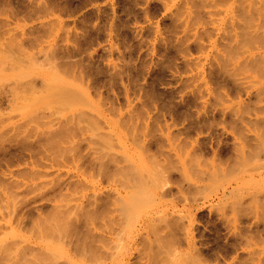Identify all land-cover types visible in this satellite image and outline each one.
<instances>
[{"label":"rangeland","instance_id":"374dc122","mask_svg":"<svg viewBox=\"0 0 264 264\" xmlns=\"http://www.w3.org/2000/svg\"><path fill=\"white\" fill-rule=\"evenodd\" d=\"M200 1H203L202 6ZM263 23L264 0H0V264H101L99 256L109 257L117 247L114 249L109 240L105 243L96 239L90 240L92 243L88 241L90 238L83 237L82 223L86 197L93 191L87 183L99 179L95 168L99 156L106 151L117 157L127 148L130 153L138 152L139 146L149 141L146 134L156 132L157 137L175 132L174 135H178L182 130L191 136L198 130L203 131L202 134L197 132L200 138L210 132V136L216 134L218 140L220 137L228 145L231 141L243 143L244 135L239 136L231 127L234 117L227 114L223 118L220 111L242 117L245 136L259 137L263 126L255 120L264 117V93L254 95L258 87L264 88V71L256 72L257 68L249 65V70L241 68L239 79L237 70L234 78L240 84L241 79L245 83L242 84L244 90L240 85L237 91L231 80L222 79L224 74L214 61L233 49L238 32L241 37L237 40L241 38L243 42L237 41L239 46L234 50L239 52L244 48L240 56L264 53ZM258 26H261L259 30ZM253 30L259 31L257 36L262 35L258 38ZM43 75L50 80L46 81L51 85H47L51 92L48 99L45 87L40 84ZM36 85L40 89H35ZM18 88L24 97L16 96ZM245 89H248L246 94ZM12 94L16 99L10 96ZM209 122L214 123V133L210 131ZM181 134L178 139L182 140ZM134 135L137 138H133ZM138 135L142 138L140 141ZM208 136L207 140L202 138L204 143L217 139V136H214L216 139ZM131 137L137 140L130 143ZM154 148L155 145H150L152 151ZM181 153L183 158L185 151ZM206 155L210 160L209 154ZM102 157L106 160V156ZM110 166L106 168L110 170ZM83 171L86 175L80 173ZM257 177H251L252 182L248 184L249 176H245L247 185L244 183L219 203L214 197L210 199L212 212L204 207L193 214L195 224L189 233L190 242L196 248L190 242L188 247L187 239L181 240L184 224L178 232L174 230L181 238L177 240L179 248L176 244L173 249L176 252L167 254L173 245L168 246L170 241L169 249L162 247L165 241L169 242L167 238L163 240L162 224L155 235L164 244L157 236L154 237L159 241L152 244V233L142 230L137 241L140 243V247L137 244L138 254H150L152 262L158 249L161 257H155L154 264L155 259L164 257L162 251H166L165 257L170 255L166 258L169 261L163 258L168 264L178 253L185 256L187 252V260L179 254L183 258L179 260L177 255L175 261L179 262L173 264H181L183 260L189 261L188 264H264V205L259 204L256 209L252 204L244 208L246 204H243L239 210L235 208L238 211L226 207L236 201V196L245 199L247 191L264 185V178L259 182ZM69 187L74 190L67 191ZM212 190L213 186H209L193 195L202 198ZM190 195L184 193L183 196L193 199ZM77 205L83 207L82 210ZM147 208L151 206L134 212L131 224L137 218L141 221L148 217L158 223L160 218L186 213L182 198L175 204L167 201L156 210ZM138 212L144 213L136 214ZM255 217L259 218V232L255 234L259 235L254 238L255 234L249 235L247 227H253L250 223ZM64 230L66 235H63ZM68 233L77 237L73 235L71 239ZM170 234L168 238L176 242V236L171 238ZM74 238L80 240L79 244ZM223 238L228 244L232 241L240 244L238 252L242 254L238 262L232 260L231 252L221 253ZM81 242L86 244L80 246ZM147 246L151 251L158 248L152 255ZM255 249L258 254L251 253ZM136 255L133 254L127 264H144V260H148L147 256ZM197 257L201 261L197 262ZM117 259L114 262L108 259L106 264H119ZM158 260L156 264H161Z\"/></svg>","mask_w":264,"mask_h":264},{"label":"bare ground","instance_id":"6f19581e","mask_svg":"<svg viewBox=\"0 0 264 264\" xmlns=\"http://www.w3.org/2000/svg\"><path fill=\"white\" fill-rule=\"evenodd\" d=\"M237 1H239V0H237ZM200 3H201V6H202L203 5V1H200ZM252 6L253 5H252V2H251V8H252ZM253 8H254V6H253ZM248 17L250 18V16H247V18ZM262 25H264V23ZM256 27H257V25H256ZM260 27L258 26V30H259ZM262 29H263L262 31H264V27ZM256 30H257V28H256ZM253 31H255V30H253ZM249 32H251V31H249ZM257 32H259V31H257ZM257 32L255 31V33L253 32V34H255V36H257L256 35ZM227 34L229 35L230 33L228 32ZM244 35L245 34H243V36ZM246 35H248V34L246 33ZM261 35L262 34H260L259 36H261ZM238 36L241 37V33L239 35V32H238ZM238 36L235 39L236 40L235 42L232 41L234 44H236L233 47V49H231V51L229 50V52H227V53L225 52V55L224 54H222V56L219 55L217 61H214V62H217L218 67H219V70L221 71V73L224 74V76H223L222 79H224V81L231 80V84L233 85V87L237 91L240 90L239 89L240 87L243 89V87H242L243 85L242 84L244 82L242 81V79L240 80L241 81V84H240V82L238 80H236L237 78H239V74H241V72H242V71H240V70H242L241 68L244 67L243 69H245L247 66L249 67V65H251L252 67L254 66V67L257 68L256 72L258 70H260L263 73V71H264V53H260V54H250V53L248 54V53H246L247 55L244 54L245 56H240V55H242V52L244 53V51H243L244 48L242 50V48H241L242 45H241L240 46L241 49H239V52L237 51L238 48L236 46H239L238 45L239 44L238 42H243V40L240 37H239L240 40L239 41L237 40L238 39ZM259 36H257V37L259 38ZM225 37H227V36H225ZM225 37H224V39H225ZM231 37H230V40H231ZM251 37H249V38L250 39H253ZM227 39H228V37H227ZM261 40L262 39H259L258 41H261ZM224 43H227L228 44V41H225ZM244 43H245V40H244ZM230 45L228 44L227 46H230ZM235 47L237 48L236 50H234ZM240 50H242V52ZM24 56H25V54H24ZM216 58H217V56H216ZM31 59H33V58H31ZM184 60H185V58H184ZM189 61H190V59H189ZM188 63H187V65H188ZM210 66H209V68H210ZM212 66H214V65H212ZM248 67H247V69H248ZM210 69H212V68H210ZM237 70H239L237 72L238 73L237 74L238 77L237 78H234V76H237V75H235L236 74L235 72ZM210 72L212 73V71H210ZM258 73H260V72H258ZM212 74L215 77V74L214 73H212ZM45 75L47 76V74H45ZM259 76H260V74H259ZM44 77L45 76L43 75V78L40 79V81L42 82L40 84H42L45 87L44 88L45 90L44 89H41V92L46 91V95H47V99H48L50 97L51 92L49 90L50 87L47 86V85H50V83H47V82L50 81V80L48 79V81H47V77H48L47 76V77H45V80L42 81V79H44ZM221 77L222 76H220V78ZM211 78H213V76H211ZM215 78L217 79L218 76H216ZM262 78H264V77H262ZM29 81H31V80H29ZM236 81L239 82V83H237ZM44 83L46 84V86L44 85ZM35 87H38V86L36 85ZM245 88H247V86ZM258 88L259 89H256L255 90V95L253 94L254 96H259L260 94L264 93V88H260V87H258ZM19 89L20 88H18V93H16V91H15L16 96H17V94H18V96L19 95H22L21 94V91H19ZM35 89H40V88L38 87V88H35ZM245 90H246L245 91V94H246V92H247L248 89H245ZM19 92H20V94H19ZM242 92H244V91H242ZM15 94H12L10 96H12L13 99H14L16 97ZM39 94H40V92H39ZM22 96L24 97V95H22ZM19 98H21V97H17V99H19ZM11 100H12V98H11ZM13 102H15V100ZM47 102H48V100H47ZM44 104H46V103L44 102ZM220 112L222 113L223 118L225 116H227V114L228 115L231 114V116L234 117L230 121V123L232 125L231 126L232 129H234L235 132L239 133L238 134L239 136H240L241 133H242L241 136L242 135H244V136L246 135V133L243 132L244 130H243L242 121H245V120H242L243 119L242 117H239L238 118L235 114L228 113V112H223V111H220ZM255 121H258L259 124L261 126H263L262 127L263 129L261 128V126H259L261 128V130H262L258 134L259 137H256V136L255 137H251V136L247 137L248 135L245 136V137L243 136V138H241V139L242 140L244 139V140H243V143H241V144L238 143V142H236V141H234V142L231 141L230 142L231 145H228L227 142H223V141H225L224 139H221L219 137V139L221 141L218 140V136L216 134L214 136L215 137L217 136V139L214 136L212 137V134L210 136L209 135L210 132H209V134H207V136L209 135L210 137L208 136V138H210V139L215 138L216 139V140H214L215 142H213V141L210 140V142L204 143V140L202 138L205 137V139H206L207 136L205 134V136L202 135L203 137L201 136V138H200L199 137L200 135H197V132L200 131V130H198L195 133H193V135L196 134L197 136L196 135L195 136L185 135L184 133H182V132H184L182 130V132H180V134L182 133L181 134L182 140L181 139H178L179 138L178 136L180 134L174 135L175 132L174 133L169 132L168 134H166V132H165V134H166L165 136L158 135L157 137L155 136V133L156 132L154 134L150 132L149 134H146V135H148V137H150V138H148L149 141L146 140L145 142H147V143L144 142L143 145L139 146L138 152L137 151H134V153H130L127 150L128 149L127 148V149H123L121 151L120 155H118V157H117L116 155H111L112 154L111 152H110V155H108V152L106 151L107 153L105 152V154H104L106 156V160L108 158L110 159L112 156H114L110 160L108 159V161H106V160L103 161L100 158L102 156L105 157L103 155V153H102L101 156H99V159L100 160H98V162H97L98 165L95 168L97 170L96 171L94 170L96 172L95 175L98 176L99 179L97 181H95V182L94 181H90V183H87L90 186V188L93 189V191H92V194L89 195L90 197H86L87 200L85 198V200L88 201V202H86L87 203V205H86L87 208L85 206L84 207L86 209L83 208V207H81L85 211V212L83 211L85 213V217L82 219L83 220L82 223L84 224V227L83 228H85V233L83 234L84 235L83 237H85L86 239H89L90 238L88 241H90V240L92 241V240H95L96 239L98 241L104 242L105 240H109L111 242V245H113V248L114 249L117 247L113 252L111 251V253L108 254L109 257L102 256L104 254H102L101 256L98 255L99 256V261H100V259L102 257L101 264H106V261L108 259L110 260V262H112V261L114 262V261H116L115 260L116 258L119 259V260L117 259L119 264H122V263L123 264H127L128 263V260L131 258V256L133 254H137L136 257L138 255H141V254H138L139 252L137 251V244H138L137 241L140 240L139 239V236H141L140 233L142 234V230H145L144 232L146 234H148V232L150 231L152 233V235L150 233H149V235H151V236L154 237V236H157V235H155V234H157L155 230H161L162 224L164 225V228H165V230H163L164 232L162 231L163 232L162 234L165 233L163 235V237H165V239H163V237H162V239L163 240H166V238H167V240L169 242L165 241V243H166V245H165L164 242H163V240H161L158 236H157V238L160 240V242H162V245L163 244L165 245V246L163 245L162 247L168 248L167 245L170 244V241H171V245H168V246L171 247L173 245V247H171L172 250H170V253L167 251V254H172L173 251L176 252L175 250H173L174 249V245L177 244L176 247L177 246H180V244H179V242H177V240H180L181 238H179L177 235L174 234V230H176L175 232H178V229H180L179 227L180 226H184V224H185L186 228H183V227H181V228L184 229L183 230V235L185 237H183L182 234H181V236L180 235L179 236L182 237L181 240H183L185 238L184 239V242L187 239L186 240V242H188L187 245H188V247H190L192 245V243L190 242V240H191L190 233L191 232L189 230H192V224L194 223L193 222V219L195 218V217H193V214L195 215L197 210L202 209L204 207H207L209 209V211L212 212L211 211L212 210L211 207L213 205V202H210L211 201L210 199H212L214 197V198L218 199L217 202L219 203V200H221V198H223L224 196H226L228 194L229 195L232 194L237 188H239L242 185H244V183L245 184L247 183L244 180V177L245 176H249V180L247 179L248 177L246 178L248 181H250V182H248V184L252 182V179L256 175L260 178L259 179L257 177L259 182H260V180H262L261 177L264 178V117L260 121L259 120H255ZM212 122L215 123L214 120ZM214 123L210 124V122H209L210 127L207 126V125L206 126L212 129ZM257 127H258V125H257ZM211 129H210V131L212 133H214L213 129L212 130ZM208 131L209 130H207V133H208ZM153 132H154V130H153ZM201 132L204 133L203 131H201ZM170 133H172V134H170ZM261 133H262V135H261ZM146 135L144 134V137ZM170 135H172V136H170ZM134 136H133V138H137L136 135H134ZM139 137H140V139H138V140L140 141L142 138H141V136H139ZM133 138L131 137L132 140H131L130 143H133V142H135L137 140V139L136 140L134 139L135 141H133ZM176 138L178 139V141L176 140ZM175 141L177 143H175ZM208 141H209V139H208ZM137 144L140 145L139 142ZM152 144L155 145V148H154L153 151L150 149V145H152ZM229 148H230V150H229ZM117 150H119V149H117ZM182 151L183 152L185 151V155H184L183 158L181 157L182 156L181 154H183V153H181ZM206 154H209L208 157H209L210 160H207V158H206L207 155ZM260 161H263V162L260 163ZM110 163L111 164L113 163L112 166H110ZM152 163H153V165H152ZM108 164L111 167V168H109L110 170H108L106 168L108 166ZM80 173L83 174L84 171L83 172H80ZM82 174H80V175H82ZM251 177H252V179H251ZM255 181H257V180H254V182ZM259 185H260V183H259ZM209 186H213V190L211 191V194H209L208 196H204L202 198H201V196L200 197H197V198H200L201 199L200 201H198V199L195 198V196L193 194H195L196 192H199L200 190L203 191V189H206ZM83 187H85V186H83ZM71 188H72V190H74L73 187H71ZM71 188L69 187V189L68 190L66 189V190L69 191ZM81 188H82V186H81ZM173 189H175V190H173ZM247 192H248L247 193V197H245V199L242 198V197L237 199V197H239V196H236V198H235L236 201H233L231 203V205H227L226 207H228V206H229V208L232 207L233 210H235V208H237L239 210L241 208V206H244L245 204L246 205L244 206V208L247 205L250 206L251 204L256 209H257V207H259L261 205H262L261 207H263V205H264L263 204V202H264V185H260V187L259 186H256V189H254L253 191H250V192L247 191ZM184 193L191 194V195L194 196V198L191 199L190 197H187L188 195L187 196H183ZM178 194L180 196H178ZM168 197H170L169 200H167ZM179 197H181L183 199V201H184V209L186 210V213L184 215H182V216H177V215L175 216L174 215V216H172L169 219H164V218L162 219V218H160L161 221L158 222L159 224L156 223V222H154L152 220L153 221L152 225H151V222L152 221H150V219L145 216L146 218H144V219L142 218L141 221L138 220V218H137V220L135 222H133V224H131V221L130 220H132V218H135L134 217L135 216L134 215L135 214L134 212H136L137 210L138 211H141V209H143L144 207H147V206H149V207L151 206V208H147L150 211L156 210V209L162 207L163 205H166L167 201H169L170 203L175 204L176 201H177V199L178 200L181 199ZM225 198H227V197H225ZM259 204H261V205H259ZM77 207H78V205H77ZM254 207H253V209H254ZM78 208L81 209L80 206ZM249 208H251V207H249ZM149 210H147V211L150 212ZM250 210H252V209H250ZM252 212H253V210H252ZM252 212L250 211V213H252ZM140 213L143 214L144 212H140ZM140 213L138 212L136 214H139L140 215ZM139 215H137V216H139ZM168 215H167V217H168ZM255 216H257V215H255ZM162 217H164V216H162ZM218 218H219V221H220L221 218L220 217H218ZM255 219H256V217H255ZM255 219H254V221H252L250 223L251 226H253V227L252 228L251 227H247V230L251 233V234L249 233V235H251V236H253L252 234H255V233L259 232V229L257 231V223H259L258 222L259 221L258 220L259 218L256 219V220ZM77 220H79V218ZM208 222H207V224H208ZM213 222L214 221H212L211 223H213ZM225 222H224V224H225ZM160 223H161V225H160ZM220 223H221V221H220ZM194 224H193V226H194ZM214 224H216V223L214 222ZM214 226L216 227V225H214ZM211 227H213V226H211ZM149 228H150V230H149ZM66 230H64L65 232L63 231L64 232L63 235L64 234L66 235ZM94 230H97V231H94ZM172 230H173V232H172ZM70 232H72V231H70ZM166 232H167V235L168 236H166ZM238 232H240V231H238ZM242 232H243V230H242ZM160 233H161V231H160ZM168 233L169 234L171 233L170 234L171 235L170 236L171 238H174L176 236V239H175L176 242L174 241V239L168 238L169 237V234ZM241 233H239L240 236H241ZM246 234H248V233L246 232ZM246 234L244 233V235H246ZM73 235L71 236V239H72ZM244 235H242V237H244ZM256 235L257 234H255L254 238L256 237ZM70 236H68V237L70 238ZM151 236L150 237L148 236V237L151 239ZM246 236H248V235H246ZM75 237H77V236H75ZM143 237L145 238V236H143ZM153 237H152V239H153ZM177 237H178V239H177ZM154 238H155L154 240L151 239V243L152 244L156 240V237H154ZM248 238H249V236H248ZM250 238L253 239V237H250ZM83 239L84 238H82V241H84ZM245 239H247V238L245 237ZM75 240L77 241V239L74 238V241ZM159 240H156V241H159ZM79 241L80 240L77 241L78 244H79ZM222 241H224V242L220 246L221 247V249H220L221 253L227 254L228 251H229L228 253L231 252L232 254H234V257L232 258V260L238 262V259L241 257V254H242V253L240 254L238 252V250L241 248L239 246L240 244L238 245V244H236V242L233 243V241H232L231 244H228L227 242H225V239L222 240ZM234 241H235V239H234ZM250 241H252V240H250ZM189 242L191 243V245H190ZM194 242H195V240H194ZM254 242H255V240H254ZM84 243L85 242H83V243L81 242L80 244H82V245H80V246H83ZM145 243H147V241ZM247 243H248V241H247ZM74 244L76 245L75 242H74ZM106 244H103V246L106 245ZM244 244H245V241H244ZM160 245H161V243H160ZM95 246H97V245H95ZM139 247H140V245H139ZM193 247H195V246H193ZM155 248L156 247L152 248V250L153 249L154 250L151 251V249H149L148 246L146 247L147 250H150L151 251V254L153 252H155V250L158 247L156 249ZM177 248H179V247H177ZM75 250H76V248H75ZM98 251L100 252V250H98ZM158 251L159 250L157 249V252ZM193 251H194V253L196 252L195 250H193ZM220 251H218V253ZM257 251L258 250L255 249V251L253 250L252 252L251 251L250 252L254 254L255 252L257 253ZM104 252H105V250H104ZM157 252L154 253V256L156 258L160 256L159 252L158 253ZM162 252L166 255V251H162ZM177 253H178V251H177ZM175 254L176 253H174V256H175ZM179 254L180 255L182 254L183 257H185V256L187 257V258L185 257L184 260H187L188 259V256H187L188 255V252H187V255H185V256H184L185 253H178L177 255H179ZM144 255H141V256L143 257ZM165 255H163V256L165 257ZM177 255H176V259L178 257ZM146 256H144V257H146ZM149 256H147L148 257V260H146V259L144 260L145 261L144 264L145 263L146 264H149L151 262L150 261L151 260V255L149 254ZM221 256H224V255L221 254ZM155 257L152 258V262H154V258ZM181 257L182 256L178 257L179 260H180ZM189 257H191V256H189ZM163 258H161L159 260L157 259L159 261V263H161V264L163 263L164 264V261L166 262V260H167L166 258H170V255H169V257H165L166 260L165 259L163 260ZM173 258L171 257V259H173ZM176 259H174V261L172 263H170V264H173V263L177 262V261H175ZM197 259H198V257H197ZM225 259H226V257H225ZM49 260H51V259H49ZM157 260L155 259V264H156ZM162 260H163V262H162ZM179 260H178V262H179ZM184 260H183L184 264H188L189 263V261L186 262ZM167 261H169V259ZM199 261H201V259L200 260L198 259L197 262H199ZM152 262L150 264H154ZM183 262H181V264ZM223 262H224V260H223ZM136 263H138V262H136ZM142 263H143V260H142ZM240 263L241 262H239V264ZM130 264H132V263H130ZM228 264H230V263H228ZM242 264H244V262H242ZM260 264H261V262H260Z\"/></svg>","mask_w":264,"mask_h":264}]
</instances>
